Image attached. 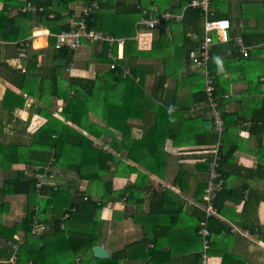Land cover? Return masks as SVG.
I'll use <instances>...</instances> for the list:
<instances>
[{
	"label": "trees",
	"instance_id": "1",
	"mask_svg": "<svg viewBox=\"0 0 264 264\" xmlns=\"http://www.w3.org/2000/svg\"><path fill=\"white\" fill-rule=\"evenodd\" d=\"M93 1H4L3 7L0 9V41L11 43L27 40L31 36L32 27L30 23L33 20L53 34L67 31L70 29L69 24L60 23L73 14L69 5L75 2L88 5ZM124 1L120 0L119 3V0H96L97 8L92 9L84 18V21L88 29L100 30L114 38H126L124 39L123 58L131 67L129 68L131 73L127 67H122V59L116 60L115 69L99 73L93 80L64 79L61 74L64 67L56 65L53 66L51 74L47 75L41 73L40 68L37 66L38 51L33 49L31 45L27 51L28 55L23 73L20 69L8 65L6 62H0V70L2 71V73L0 72V78L17 90L5 89L1 100L2 110L13 117L16 109H23L26 101L25 96H28L38 104L36 113L44 119L42 125L32 134L30 143L9 142L3 145L0 144V169L7 170L11 169L14 164H24L26 169L35 173L34 176H28L23 171H18L14 183L10 184L6 181L0 189L1 196L5 194H22L26 196L27 201L26 214L20 222L15 223L10 228L0 225V239L5 242H13L14 235L19 232L23 234V242L15 249L14 264H90L91 261H99V259L92 256V248L97 245L99 213L105 204L104 198L107 196V199L111 201L124 198L126 205L134 204L136 206L135 212L130 214L134 222L139 223L140 219L144 220L146 217L154 220L169 216L173 219L176 218L181 208L177 203L178 196L170 191L165 192V195L162 193L163 197L151 194L149 211L146 215L142 214V206L145 203L146 190L148 189L146 186V183H148L146 172L158 177L161 176L159 170L164 166L163 157L165 154L163 147L165 140L168 139L173 146L181 148L192 143V137L195 134L194 129L203 128L206 135L208 129L212 128L216 134L212 124L213 114L208 107L207 97L203 92L204 89H202V96L194 99L198 104H205L208 115H204L209 117L206 122L202 121V124H199L198 120L200 118H185L182 112L190 107V104H188L180 107L182 108L181 112H169L163 117L155 116L152 125L142 132L140 139H131L130 126L127 120L130 119L133 110H142L146 107L152 108L151 110L156 108L162 110L156 101L148 97L144 98L141 89L142 82H139L142 73L140 70L138 72L137 69V71L132 70L134 68L132 61L139 58L159 57L156 54L160 50L165 51L168 48H175L172 54H168L170 58L163 57L164 71L161 76L165 79L168 76H176L177 69L179 71L182 66L180 60L186 58L187 54L189 57L191 52L196 51L188 48L186 54L185 48L181 44H176L171 37L168 38L165 28L178 26L184 34L202 35V27L199 22L203 19V13L200 9L188 6L192 0H136V3L132 5H125ZM220 2V0L209 1L208 19H226V16L222 14L223 9ZM13 4L19 5V8L30 4L44 10L33 13L19 10L14 16H8V7L13 6ZM118 4H120V7ZM152 7H155L156 11L152 12ZM182 10L183 17L180 22H163L156 27L158 28V38L151 43V48L148 51L137 49L136 41L133 39L136 37L137 31L142 28L137 25L141 18L148 19L149 15L157 17L164 11L178 14ZM63 14L65 16H62ZM228 38H231L230 34ZM53 43V38H49V44L52 46ZM216 48L225 54L232 55L233 51L238 50V45H235L232 40H228L227 43L216 46ZM107 51L108 47L106 45L103 50L104 57L100 61L109 64L112 60L105 59ZM212 51L208 63V76L213 78L216 84ZM112 53L113 56H116L115 47H113ZM72 55L73 52L67 50L54 51V58L59 57L67 61L65 67H67ZM249 58L244 59L247 68L253 66L256 61L260 64L259 61L261 60H250ZM262 66L264 68V65ZM261 75L262 73L247 82L249 91H247L246 98L249 100L245 101L248 109L243 110L239 117L236 114L224 113L223 101L220 96L226 93V90L221 91L219 87L224 89L226 86L221 80L217 81V87L215 85V102L217 110L221 113L224 121L223 131L219 138L221 144L218 149L219 163L226 160L234 152V148L229 152L227 151L224 141L225 131L231 128L233 120L243 121L249 119V121L255 123L261 122L260 129L264 127V92H260L261 85L258 82ZM136 77H139V80L135 83L134 79ZM100 78H103V80L100 81ZM122 94H125V96L123 97ZM137 94L138 96L135 97ZM55 100L62 101L61 110L56 116L52 111ZM252 104H255L256 111L251 113L249 107ZM192 109L194 107H190L186 111L191 112ZM98 112L103 116L106 124L104 128H97L95 124L90 122L89 114H97ZM117 121L125 123V127L124 124L122 127L117 126ZM81 131L85 132L86 135ZM115 132L120 133V139L115 138ZM102 134L111 137L110 141L105 142V146L94 143V138L99 139ZM217 139L216 134V141ZM193 141L195 142L196 139ZM198 141L200 140L198 139ZM121 150H125L126 157L144 171L135 166L132 167L118 162L114 152H120ZM112 167H114V171L111 172L113 177L120 173L123 175L136 173L135 182L122 190L113 191L111 181L103 183V176L109 173ZM54 168L61 172L74 173L76 180L69 182L65 189L59 184L55 186L45 185V181L50 177V171ZM40 174H45L46 177L43 179V184L37 189L35 186L40 180L38 179ZM178 178L175 180L180 185ZM77 181H87L88 185L84 192H79ZM103 191H105L104 194H102ZM220 191L218 194H220ZM217 197L214 202L216 210H218ZM3 213L4 209L0 204V216ZM49 214L50 218H48ZM140 215L141 218H139ZM213 218H209L206 225L209 232V246L205 251L206 260L216 257L219 253L216 251V247H220V244L214 240L218 232L215 231L214 233L213 228L217 227L220 230L221 227V231L226 228L225 224L220 226V222L216 219L213 221ZM199 219L193 225V234L199 239V243L198 246L195 245L190 249V258L184 256L181 260H178L172 257L170 245H167V256L163 255L162 245L164 244L162 243L164 242L162 234H165V232L160 230L161 226L158 223L157 226H154V231L152 227L148 230L146 225L141 223L142 239L129 245L128 248L140 251L146 259V264H166L167 261L163 262L162 256L165 259L171 256L168 259L173 258L174 261L178 262L177 264H201L203 261V244L199 230L204 221L203 213H200ZM226 229L225 231L228 232L230 228L227 227ZM33 230L37 233L32 234ZM250 232L263 234L264 229H251ZM149 244L152 245L151 249L146 248ZM145 249L147 252L144 251ZM126 254L125 250L119 251L110 258L100 261L103 264H120ZM7 255L8 253L6 254L5 250L0 251V257H9ZM148 257L150 258L147 259ZM168 264H170L169 261ZM230 264L247 263L245 260L243 263L241 258H238Z\"/></svg>",
	"mask_w": 264,
	"mask_h": 264
},
{
	"label": "crops",
	"instance_id": "2",
	"mask_svg": "<svg viewBox=\"0 0 264 264\" xmlns=\"http://www.w3.org/2000/svg\"><path fill=\"white\" fill-rule=\"evenodd\" d=\"M4 1L7 2V0H0V9L3 7ZM16 1L24 2L25 0ZM220 1L223 9L222 14L232 24L228 32V35L230 34L231 36L229 40H232L235 45H239L237 42H240L247 49V57H250V60H261L259 61L260 64L256 61L253 66L247 68V63H244V59L247 57L239 54L238 50L233 51L232 55L218 50L216 46H221L223 43L216 41V36L213 34L215 43L210 53L213 50L214 59L212 61L215 69V85L217 87V81L221 80L226 86L224 89L218 86L221 91L226 90V93L220 96L223 101L224 113L236 114L239 117L243 110L248 109L245 101L249 100L246 98L247 91H249L247 89V82L257 75L259 76L260 73H262L258 79L261 85L260 92H264V68L262 66L264 65V0ZM135 3L136 0L124 1L125 5ZM84 6L85 4L82 2L70 4L69 8L73 11V14L71 17L69 16L67 19H64L60 24H69L71 29L72 24L80 19V12ZM118 6L120 7V4ZM19 7L17 4L9 6L8 16H14L23 6ZM151 11H156V8L152 7ZM62 16H65V14ZM151 18H154V15L148 16V19ZM203 21L204 17L199 22L202 27V35L197 36L193 33L184 34L183 30L178 26L166 27V35L169 39L170 37L173 38L176 44H181L185 48L186 54L188 53V48L189 50L196 51L191 53H197L204 36ZM30 26L32 27V32L28 39L31 40L32 48L38 51L37 66L40 68L41 73L49 75L52 72L53 66L56 65L55 61L57 59H65L54 58L55 50L49 44L50 37L43 35V31L48 30L47 28L39 26L35 20L30 23ZM95 31L102 32L100 30ZM102 33L109 35L104 32ZM157 38L158 28L154 30L140 29L133 40L136 41L138 50L148 51L151 48V43ZM15 43L3 42L0 46V62H6L8 65L20 69L23 73L26 60L18 59ZM104 44L103 42L83 41L81 46L73 52L67 67H65L67 64L66 60L65 66H60L64 67L61 70L62 77L64 79L80 78L93 80L99 73L113 70L110 68L114 64L113 61L109 64L100 61L104 57L103 50L106 46ZM174 49L160 50L156 54L159 57L139 58L132 61V65L134 66L132 70L135 69L134 71L138 70V72L140 70L142 73L140 80L139 77H136L134 80L135 83L138 80L142 82L141 89L144 93V98L148 97L156 101L162 110L158 108L151 110L152 108L147 107L142 110H133L130 119L127 120L130 126L131 139H140L142 132L152 125L155 116L163 117V115H167L169 112H181L182 108L180 107L184 105L190 104V107H194L191 112L186 111L190 107L182 112L185 118H200L198 120L199 124H202V121L206 122L209 118L204 115H208L205 104H198L194 99L202 96L201 92L205 87V80L203 68L192 65L191 53L189 57L187 54L186 58L184 57V59L180 60L182 66L179 71L177 69L176 76H168L167 79L162 78L161 75L164 71L163 57H169L168 54H172ZM123 51L124 46L118 52L116 50V57L117 60L123 59L122 67L129 69L131 67L123 58ZM210 53L209 56L211 58ZM105 59H110L108 58V54L105 56ZM0 72L2 73L1 70ZM129 72L131 73L130 69ZM211 79L213 80V78ZM101 80L103 78H100ZM6 88L17 91L0 78V144L3 145L9 142L28 144L31 141L32 134L42 125L44 119L36 113V106L38 104L28 96H25L26 101L23 109H16L13 117H10L1 108V100ZM90 95L93 96L92 93ZM122 96L124 97L125 94H122ZM137 96L138 94L135 97ZM54 102L56 103V108L53 106L52 111L56 116L61 110L62 101L55 100ZM249 108L251 113L256 111L255 104L250 105ZM89 116L90 122L95 124L97 128L106 127L103 116L99 112L97 114L90 113ZM123 124L125 127V123L116 122L117 126L122 127ZM261 125V122L255 123L254 121H249V119L243 121L237 119L233 120L231 128L225 131L224 141L226 149L229 152L234 148V152L226 160L220 161V163L219 160L217 161L216 170L219 174L218 180L221 182L222 190H219L220 194H218L219 191L217 192L218 210L217 216H213V221L216 219L220 222V226L225 224L226 228L230 229L226 232V228L222 229V231L221 227L220 230L217 227L213 228L214 233L215 231L218 232L214 240L220 244V247H216V251L219 253L216 257L208 259L207 264H230V262L238 258H241L243 263L245 260L247 264H264V233L257 234L250 232L251 229H264V127L260 129ZM81 132L86 135L85 132ZM194 132L192 143L185 147H175L168 139L164 141V166L159 170L161 176L158 177L146 172L148 176L146 186L148 189L146 190L145 203L142 206V214L146 215L149 211L151 194L163 197L162 193L165 195V192L170 191L172 194L178 196L177 203L181 208L176 218L173 219L169 216L160 220H154L146 217L144 220L140 219L139 223L134 222L130 215L135 212L136 206L134 204L126 205L124 198L116 199L115 201L108 200V196L104 198L105 204L99 213L96 246L104 248L109 253L108 258L114 253L125 250L127 253L126 257L121 260L120 264H146V259L140 251L128 248L129 245L142 239L141 223L145 224L148 230L152 227L153 231L157 223L161 226L160 230L165 232V234H162L164 242L162 243L164 244L162 245L163 255L167 256V245H170L172 257L178 260H181L184 256L190 258V249L195 245L198 246L199 243V239L193 234V225L197 219L200 220V213H203L200 206L202 205V198L205 194L204 190L209 177V166L213 160L211 151L217 142L216 134L212 128L208 129L206 135L203 128L199 130L194 129ZM114 134L117 140L120 139V133L115 132ZM110 139L111 137L102 134L99 139L94 138V143L105 146V142L110 141ZM194 139H196L195 142L193 141ZM114 154L118 162L132 167L135 166L144 171L126 157L125 150L114 152ZM18 171H23L28 176L35 175L32 170L26 169V165L24 164H14L11 169L7 170L0 169V189L6 181L13 184ZM112 171H114V167L103 176V183L111 181L113 191H119L127 186H131L137 177L136 173L129 175L120 173L113 177ZM176 178L179 179L180 185L177 184L179 182L175 180ZM74 180H76L74 173L61 172L54 168L50 171V177L45 181V185L55 186L59 184L63 188L68 186L69 182H74ZM77 182L79 192H84L88 185L87 181ZM104 193L105 191L102 192V194ZM0 204L4 209V213L0 216V225L2 227H12L15 223L20 222L26 214L27 201L25 195L5 194L1 196L0 192ZM48 218H50V214ZM139 218H141V215ZM35 232L37 233V231L33 230L32 234ZM22 242V232L14 235L13 242H5L0 239V251L5 250V253H8L7 256H9L0 257V264H14L15 249ZM14 245L17 247L14 248ZM146 248L151 249L152 245L149 244ZM144 251L147 252L146 249ZM92 256L99 259V261L94 260L90 264H103L100 260L108 259L95 257L93 252ZM171 256L168 257L171 258ZM168 257L165 259L162 256V261H167L166 264H168V261L170 264L178 263L173 258L169 260Z\"/></svg>",
	"mask_w": 264,
	"mask_h": 264
},
{
	"label": "built area",
	"instance_id": "3",
	"mask_svg": "<svg viewBox=\"0 0 264 264\" xmlns=\"http://www.w3.org/2000/svg\"><path fill=\"white\" fill-rule=\"evenodd\" d=\"M209 1L210 0H192L188 6L195 9H200L203 13L204 21H203V30H204V36L199 46V51L197 53H191V62L192 65L201 67L204 70V76H205V88L204 92L207 97L208 101V107L211 110V113L213 114V129L215 130L217 134V142L214 149L211 151L213 155V160L209 166V177L207 181L206 188L204 190V196L202 198V205L200 206L201 211L204 213L206 218H210L213 216H217V210L215 208L214 202L217 196V192L221 188V182L219 179V174L216 170L217 167V161L219 159V153L218 149L220 146L219 138L221 136V133L223 131L224 121L222 118L221 113L217 110V104L215 102L216 96L214 95L215 92V83L214 81L209 78V73L207 71V63L210 58L209 53L212 49V46L214 45L215 41L213 39V34L216 36V41L220 43H226L228 42V32L230 30V22L227 19H216V20H210L207 18L208 10H209ZM97 8V2L94 0L88 5H85L84 8L81 10L80 14L81 17L79 20H76L73 24L71 29L67 31H62L59 33H51L48 30L44 31V35L46 37L53 38L54 43L52 45L54 50H67L71 52H75L82 44L83 41L87 42H103L108 47V58H110L114 64L117 60L116 56H113V47L118 50L122 49L124 46V39L122 38H114L109 35H105L102 32L95 31L88 29L86 27V23L84 21V18L88 15V13L92 9ZM44 9L39 7L31 6L30 4H27L25 7L21 9V12H40ZM183 17V10L180 13L173 14L171 12H162L157 17L151 18V19H145L142 18L137 23L138 26H141V30H153L156 27H158L163 22H180ZM31 40H21L15 43L16 49H17V57L20 60H27V51L29 46L31 45ZM239 45L238 52L243 57L248 56L247 49L244 48L240 42H237ZM3 44V41H0V45ZM112 64L110 66L111 69H115L116 64ZM126 73V71H125ZM46 171V169H45ZM45 174L38 175L39 182L36 184V188L39 189L40 186L43 184V179L45 178ZM201 228L199 230V234L202 236V244H203V261L201 264H207V260L205 257V251L208 249L209 246V232L206 228V220L202 222ZM17 246L14 245V248Z\"/></svg>",
	"mask_w": 264,
	"mask_h": 264
},
{
	"label": "water",
	"instance_id": "4",
	"mask_svg": "<svg viewBox=\"0 0 264 264\" xmlns=\"http://www.w3.org/2000/svg\"><path fill=\"white\" fill-rule=\"evenodd\" d=\"M65 63H66V61L61 60V59H57L55 61V64L57 66H65ZM92 252H93V255L95 257H98V258H108L109 257V253L104 248H102L100 246L93 247Z\"/></svg>",
	"mask_w": 264,
	"mask_h": 264
},
{
	"label": "rangeland",
	"instance_id": "5",
	"mask_svg": "<svg viewBox=\"0 0 264 264\" xmlns=\"http://www.w3.org/2000/svg\"><path fill=\"white\" fill-rule=\"evenodd\" d=\"M44 34H45V33H44V31H43V35H44ZM54 107L56 108V103L54 104ZM54 110H55V109H54ZM47 180H48V179H47ZM47 180H46V181H47ZM63 189H65V187H63ZM208 219H209V218H206L205 215H204V220H206V225H207V220H208ZM206 227H207V226H206Z\"/></svg>",
	"mask_w": 264,
	"mask_h": 264
}]
</instances>
